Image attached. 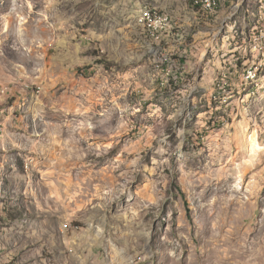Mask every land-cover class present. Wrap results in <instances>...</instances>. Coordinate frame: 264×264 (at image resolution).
<instances>
[{
    "label": "rangeland",
    "instance_id": "374dc122",
    "mask_svg": "<svg viewBox=\"0 0 264 264\" xmlns=\"http://www.w3.org/2000/svg\"><path fill=\"white\" fill-rule=\"evenodd\" d=\"M193 3L0 0V264H264V0Z\"/></svg>",
    "mask_w": 264,
    "mask_h": 264
},
{
    "label": "built area",
    "instance_id": "2783aa9c",
    "mask_svg": "<svg viewBox=\"0 0 264 264\" xmlns=\"http://www.w3.org/2000/svg\"><path fill=\"white\" fill-rule=\"evenodd\" d=\"M200 1H207V5L211 8V6H212V1L211 0H200ZM163 19H164V15L163 14L162 15H155L152 12V20H157V30H161V28H163ZM263 40H264V32H262L261 35L258 36V43L259 42L263 43L262 42ZM245 72L246 73L248 72V74H255V73H257L256 71L247 70V69L245 70Z\"/></svg>",
    "mask_w": 264,
    "mask_h": 264
},
{
    "label": "bare ground",
    "instance_id": "6f19581e",
    "mask_svg": "<svg viewBox=\"0 0 264 264\" xmlns=\"http://www.w3.org/2000/svg\"><path fill=\"white\" fill-rule=\"evenodd\" d=\"M211 1H212L211 8L207 5V1L193 0V2H194L193 4H195V6L196 5L199 6V8H202L203 10H207V11L211 10L212 11V10H215L220 5V3L222 1L223 2H226V1H229V0H211ZM258 36H256V38H255L257 41H258ZM254 75L256 76L257 73H255V74H248L247 76H248V78H251Z\"/></svg>",
    "mask_w": 264,
    "mask_h": 264
}]
</instances>
